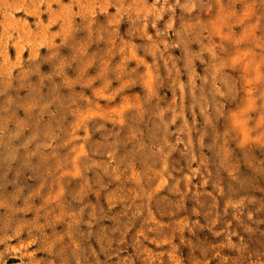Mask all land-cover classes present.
<instances>
[{"label": "rangeland", "instance_id": "rangeland-1", "mask_svg": "<svg viewBox=\"0 0 264 264\" xmlns=\"http://www.w3.org/2000/svg\"><path fill=\"white\" fill-rule=\"evenodd\" d=\"M0 264H264V0H0Z\"/></svg>", "mask_w": 264, "mask_h": 264}]
</instances>
